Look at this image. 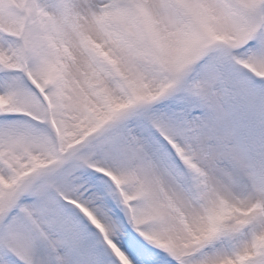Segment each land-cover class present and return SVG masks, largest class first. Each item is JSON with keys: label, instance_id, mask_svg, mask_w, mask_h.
I'll return each instance as SVG.
<instances>
[{"label": "snow or ice", "instance_id": "obj_1", "mask_svg": "<svg viewBox=\"0 0 264 264\" xmlns=\"http://www.w3.org/2000/svg\"><path fill=\"white\" fill-rule=\"evenodd\" d=\"M20 2L0 0V264H264V0H23L6 20ZM74 46L153 98L66 150Z\"/></svg>", "mask_w": 264, "mask_h": 264}, {"label": "rangeland", "instance_id": "obj_2", "mask_svg": "<svg viewBox=\"0 0 264 264\" xmlns=\"http://www.w3.org/2000/svg\"><path fill=\"white\" fill-rule=\"evenodd\" d=\"M6 20H18L26 16V5L6 3L3 6ZM69 68L60 81L61 94L56 111L58 135L63 137L66 150L77 146L106 126L114 116L145 104L153 96L147 86L130 80L127 72L111 62L89 69L87 59L74 46L68 52ZM153 89L156 84L149 81ZM130 91L132 99L127 94ZM2 106V102H0Z\"/></svg>", "mask_w": 264, "mask_h": 264}]
</instances>
